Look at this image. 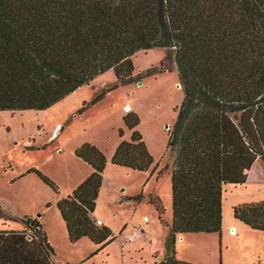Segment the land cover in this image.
Wrapping results in <instances>:
<instances>
[{"label":"trees","instance_id":"16d2710c","mask_svg":"<svg viewBox=\"0 0 264 264\" xmlns=\"http://www.w3.org/2000/svg\"><path fill=\"white\" fill-rule=\"evenodd\" d=\"M158 48L165 50L160 66L135 74L133 57ZM174 69L184 98L167 130L173 218L155 264H193L177 259V236L221 234L224 186L259 180H249L248 172L257 160L264 164V0H0V111L48 110L113 71L115 87L84 103L82 114L119 86ZM140 122L135 112L125 115L131 138L118 145L111 163L154 173ZM75 156L93 171L57 207L69 241L88 238L100 250L117 239L94 216L108 160L91 143ZM166 170L157 171V179ZM143 199L162 222L161 198L140 194L134 201ZM233 213L264 232V201L235 206ZM0 219L24 226L0 232V264H57L36 219L14 215L1 201Z\"/></svg>","mask_w":264,"mask_h":264},{"label":"rangeland","instance_id":"374dc122","mask_svg":"<svg viewBox=\"0 0 264 264\" xmlns=\"http://www.w3.org/2000/svg\"><path fill=\"white\" fill-rule=\"evenodd\" d=\"M164 57L165 50L161 48L138 52L133 57L135 74L159 67ZM116 83L113 71H109L81 87L71 104L82 107ZM179 85L176 69L146 75L134 84L115 88L82 114L76 111L66 120L49 110L0 111L1 205L14 215L32 217L40 222L49 237L57 264L161 262L173 218V156L167 151V130L172 129L177 115L175 110L184 98ZM128 105L131 111L125 110ZM129 112L140 117L138 130L154 157V167L157 166L158 171L167 169L158 181L153 178L155 174L151 177L153 170L140 172L111 163L118 145L130 139V131L124 123ZM82 140L96 145L108 160L95 217L102 219L117 239L100 250L88 239L71 243L57 208L59 200L66 197L75 184L80 167H90L72 153L74 144ZM31 169L48 177L59 193L36 173H28ZM152 193L161 198L166 208L162 222L146 199L139 203L134 201L140 194ZM261 197H264V185L227 186L223 194L221 234H183L182 240L177 236V257L193 264H264V232L245 226L233 213V206L252 203L255 199L259 201ZM17 210L21 213L16 214ZM2 220L0 230L6 228ZM9 224L17 229L21 223L10 221ZM231 225H236L237 229L229 230ZM136 229L142 231L143 236L133 242L127 241Z\"/></svg>","mask_w":264,"mask_h":264},{"label":"crops","instance_id":"0c3cea01","mask_svg":"<svg viewBox=\"0 0 264 264\" xmlns=\"http://www.w3.org/2000/svg\"><path fill=\"white\" fill-rule=\"evenodd\" d=\"M79 90V89H78ZM78 90L76 91V92H74V93H72L70 96H68V97H66L63 101H61V102H59V103H57L55 106H53L52 108H50V109H48L50 112H54L55 114H58L63 120H66V119H70L71 117H73V115L75 114V112L76 111H78V109L81 107V106H73L72 104H71V101L72 100H76V97L78 96ZM71 107V108H70ZM74 108V109H73ZM70 109H72L71 111H70ZM61 125V122L60 123H58L57 124V126H60ZM63 129V128H62ZM130 131V130H129ZM131 134H132V132L130 131V138H131ZM130 140V139H129ZM128 140V141H129ZM84 143H86L84 140H82V141H78L76 144H74V146H73V148H72V150H73V154H74V152H75V150L78 148V147H80L81 145H83ZM93 144V143H92ZM86 164V163H85ZM92 168H90V167H80V174H78V178H77V180H76V182H74L75 184L73 185V186H71V188H69L70 190H68V192L66 193L67 195L66 196H68L69 194H71L75 189H76V187H78V185H80L91 173H92ZM150 171V170H149ZM149 171H147V172H149ZM157 171L158 170H156L154 173H151V177H153L154 176V174L156 175V177H153L154 179H155V181H158V179H157ZM264 164L260 161V160H257L255 163H254V165L252 166V168H251V170L248 172V179L249 180H252V179H255V180H257V179H259V180H261L262 178H263V176H264ZM29 175V174H28ZM104 175H105V173H104ZM259 180H257L258 182H248V183H246V184H243V185H233V184H227V185H225L224 186V190H225V188L227 187V186H233V187H246V186H248V185H251V184H257V185H264V182H259ZM103 183H104V181H103ZM262 190V189H261ZM101 191V190H100ZM152 195H154V196H158V195H155L154 193H152ZM98 201V200H97ZM256 201H258V200H253V202H256ZM264 201V197H261V198H259V201L258 202H263ZM58 202V201H57ZM235 206H233V208H234ZM58 208V207H57ZM155 208V207H154ZM59 210V209H58ZM155 210H156V208H155ZM18 212H16V214H19V210H17ZM60 212V211H59ZM156 212H157V210H156ZM21 213V212H20ZM61 214V213H60ZM157 214H158V212H157ZM94 216H95V212H94ZM29 218H31V219H34V218H32V217H29ZM96 218V217H95ZM158 218H159V215H158ZM63 219V218H62ZM96 219H99V220H101L102 222H103V220L102 219H100V218H96ZM3 222H4V224H3V226H5L6 228H3V229H1L0 230V232H8V231H16V232H21V231H23L24 230V226L22 225V224H20V227L19 228H17V229H12L11 228V224H9L10 223V221H5V220H2ZM38 221V220H37ZM64 221V220H63ZM39 222V221H38ZM40 223V222H39ZM64 224H65V222H64ZM41 225V224H40ZM103 225H104V222H103ZM222 225H223V223H222ZM245 225V224H244ZM65 226H66V224H65ZM245 226H247V225H245ZM41 227H42V229H43V231L45 232V230H44V227L41 225ZM247 227H249V226H247ZM250 228V227H249ZM230 229H232V230H236L237 229V226L236 225H231L230 227H229V230ZM66 230H67V228H66ZM135 231H137V229L135 230ZM134 231V232H135ZM133 232V233H134ZM67 233H68V231H67ZM197 234H199V233H197ZM204 234V233H203ZM47 235V234H46ZM131 235V234H130ZM183 234L182 235H179L178 237H180V239L182 240L183 239ZM47 237H48V235H47ZM69 239V238H68ZM84 239H88V238H83V239H81V240H84ZM80 240V241H81ZM89 240V239H88ZM80 241H78V242H80ZM48 242H49V244L51 245V242H50V240H49V237H48ZM51 247H52V245H51ZM53 249V248H52ZM54 251V250H53ZM55 255V254H54ZM176 257H177V255H176ZM177 259H179L178 257H177ZM179 260H181V259H179ZM183 261V260H182ZM88 264V263H87Z\"/></svg>","mask_w":264,"mask_h":264},{"label":"built area","instance_id":"2783aa9c","mask_svg":"<svg viewBox=\"0 0 264 264\" xmlns=\"http://www.w3.org/2000/svg\"><path fill=\"white\" fill-rule=\"evenodd\" d=\"M96 224L98 226H103V222L101 220H99V219L96 220ZM142 236H143V232L137 230L134 233H132L131 235H129L126 239L129 242H133V241H135L137 239H140Z\"/></svg>","mask_w":264,"mask_h":264},{"label":"bare ground","instance_id":"6f19581e","mask_svg":"<svg viewBox=\"0 0 264 264\" xmlns=\"http://www.w3.org/2000/svg\"><path fill=\"white\" fill-rule=\"evenodd\" d=\"M131 108L129 107V105L127 106V108L125 109L126 111H129Z\"/></svg>","mask_w":264,"mask_h":264},{"label":"water","instance_id":"95a60500","mask_svg":"<svg viewBox=\"0 0 264 264\" xmlns=\"http://www.w3.org/2000/svg\"><path fill=\"white\" fill-rule=\"evenodd\" d=\"M179 87H181V85H179Z\"/></svg>","mask_w":264,"mask_h":264}]
</instances>
